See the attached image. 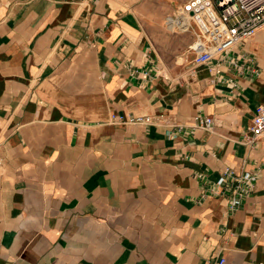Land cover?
<instances>
[{
	"label": "crops",
	"instance_id": "crops-1",
	"mask_svg": "<svg viewBox=\"0 0 264 264\" xmlns=\"http://www.w3.org/2000/svg\"><path fill=\"white\" fill-rule=\"evenodd\" d=\"M187 1L0 0V264H264V24L198 64Z\"/></svg>",
	"mask_w": 264,
	"mask_h": 264
},
{
	"label": "built area",
	"instance_id": "built-area-1",
	"mask_svg": "<svg viewBox=\"0 0 264 264\" xmlns=\"http://www.w3.org/2000/svg\"><path fill=\"white\" fill-rule=\"evenodd\" d=\"M166 24L171 30L192 32L196 36L191 49L196 52V63L210 62L215 55L223 54L243 40L253 37L264 24V0H189L173 14L166 18ZM149 116L131 118V122L149 123ZM214 120L205 117L200 125L212 128ZM251 141H256L264 135V106H259L252 126ZM257 176L246 173L241 180L253 184ZM226 177L219 180L224 184ZM236 199L232 206H238ZM213 264H227L225 257L219 258Z\"/></svg>",
	"mask_w": 264,
	"mask_h": 264
},
{
	"label": "rangeland",
	"instance_id": "rangeland-1",
	"mask_svg": "<svg viewBox=\"0 0 264 264\" xmlns=\"http://www.w3.org/2000/svg\"><path fill=\"white\" fill-rule=\"evenodd\" d=\"M168 30H169V31H171V33H170V34H172V35L174 34V33H172L173 31H172V30H170L169 28H168ZM167 32H168V31H167Z\"/></svg>",
	"mask_w": 264,
	"mask_h": 264
}]
</instances>
